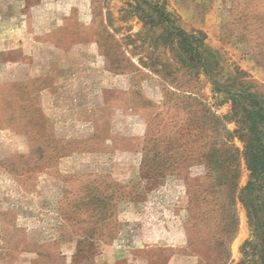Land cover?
Masks as SVG:
<instances>
[{"label":"rangeland","instance_id":"obj_1","mask_svg":"<svg viewBox=\"0 0 264 264\" xmlns=\"http://www.w3.org/2000/svg\"><path fill=\"white\" fill-rule=\"evenodd\" d=\"M216 87L264 102V0H0V264L260 263Z\"/></svg>","mask_w":264,"mask_h":264},{"label":"trees","instance_id":"obj_2","mask_svg":"<svg viewBox=\"0 0 264 264\" xmlns=\"http://www.w3.org/2000/svg\"><path fill=\"white\" fill-rule=\"evenodd\" d=\"M154 9L162 18L170 20L158 7ZM174 28L179 33V36L188 43L187 46L191 50L193 59L198 64L203 65L202 56L189 42L191 36L177 27ZM216 89L226 92L232 98L234 103L233 115L237 117L239 124L238 129L233 134L237 135L245 143L243 157L250 173L249 181L245 187L239 188L238 181L240 172L238 171L236 173L235 171L233 179L237 181V184L235 183L233 189L234 191L239 190L238 198L247 210L250 224L263 228L264 232V196L261 183L264 179V102L252 93L222 90L219 87H216ZM220 132H223L224 135H222L219 142H213L211 144L207 162L211 170L220 173L218 176L220 183L222 182L225 186L229 187L230 171L225 170V166H230L233 160L237 162L238 167L242 154L238 149L228 145L229 139L233 134L226 127H223ZM225 135L228 136L224 138ZM217 144H219V147H217ZM222 157H224V160H221ZM232 224L233 232L235 233L239 226V219L235 214L233 215ZM262 245L263 250L260 263L258 261H251L248 264H264V237L262 239ZM225 264H228V262H225ZM239 264H245V262L241 261Z\"/></svg>","mask_w":264,"mask_h":264}]
</instances>
